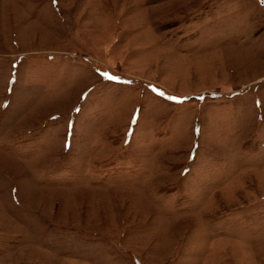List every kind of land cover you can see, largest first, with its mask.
<instances>
[{"label":"rangeland","instance_id":"1","mask_svg":"<svg viewBox=\"0 0 264 264\" xmlns=\"http://www.w3.org/2000/svg\"><path fill=\"white\" fill-rule=\"evenodd\" d=\"M0 264H264V0H0Z\"/></svg>","mask_w":264,"mask_h":264},{"label":"snow or ice","instance_id":"2","mask_svg":"<svg viewBox=\"0 0 264 264\" xmlns=\"http://www.w3.org/2000/svg\"><path fill=\"white\" fill-rule=\"evenodd\" d=\"M111 78L115 79L114 77H111Z\"/></svg>","mask_w":264,"mask_h":264}]
</instances>
